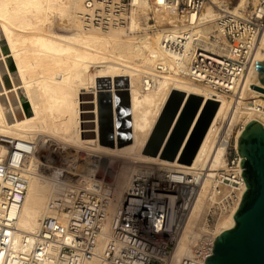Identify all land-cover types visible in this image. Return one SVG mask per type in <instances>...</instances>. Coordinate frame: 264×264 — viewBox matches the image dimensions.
<instances>
[{"label":"bare ground","instance_id":"1","mask_svg":"<svg viewBox=\"0 0 264 264\" xmlns=\"http://www.w3.org/2000/svg\"><path fill=\"white\" fill-rule=\"evenodd\" d=\"M224 1L210 0L189 16L167 6L159 8L146 0H134L126 27L104 31L84 26L80 16L82 0H0V156L6 152L9 140H31L37 149L25 165L27 184L21 203L17 208L0 210V219L14 216L8 247L0 249V264H15L20 256L28 254L31 234L36 233L41 219L63 215V205L83 197L78 188L90 184L101 195L102 183L94 178L100 160H116L112 187L103 194L109 219L116 213L132 174L144 167L141 164L194 175L203 169L171 264H179L183 257L191 255L190 245L198 236L215 238L221 230L234 225V208L221 213L210 226L205 220L214 201L213 177L226 163L225 150L215 139L223 122L228 132L232 125L241 123L243 128L238 129L237 139L248 121L261 119L264 108H248L247 100L255 97V102L264 106L263 92L249 85L232 103L229 97L217 94L218 105L189 164L143 152L171 90L182 91L185 98L191 94L204 96L202 105L210 95L208 89L175 69L173 58L160 46L162 31L167 29L174 34L187 30L190 37L197 33L206 35L218 14L213 4L220 6ZM246 1L239 0L234 8L244 6ZM149 14L159 25L152 31H148L146 22ZM55 23L66 32H56ZM140 29L144 31L141 34ZM262 59L264 32L254 56V60ZM156 63L167 71L156 73ZM257 73L253 67L246 75V83L261 86ZM3 75L11 88L6 86ZM146 77L154 81L147 88ZM106 91L111 96L110 112L101 102ZM9 93L14 94L12 98ZM109 117L113 125L110 146L106 144L109 131L100 126ZM127 133L131 141L118 145L117 135ZM55 156L66 166L49 174L43 169L53 166L51 159ZM38 162L44 163L42 172L35 167ZM73 165L79 167V172L70 170ZM245 188L243 183L239 195ZM50 252L54 254L56 247L52 246ZM89 264L99 263L93 260Z\"/></svg>","mask_w":264,"mask_h":264},{"label":"built area","instance_id":"2","mask_svg":"<svg viewBox=\"0 0 264 264\" xmlns=\"http://www.w3.org/2000/svg\"><path fill=\"white\" fill-rule=\"evenodd\" d=\"M146 1L151 6H167L189 16L195 15L210 2ZM238 3L239 0L234 3L228 0L227 3L221 2L220 6L213 4L218 14L206 35L197 33L190 37L187 30L172 34L166 29L159 38L161 48L173 58L175 69L191 82L208 89V99L211 100L217 101V94H224L232 103L237 101L247 86L257 85L247 84L246 75L255 67L254 56L260 46V35L264 32V0H257L251 6L245 3L242 7L234 8ZM82 6L80 16L84 26L107 31L126 27L134 0H82ZM146 22L148 31L159 26L151 14ZM142 31L140 29L138 33ZM154 71L165 73L167 69L161 63H156ZM153 83L152 77L144 79L145 88ZM247 103L248 108H264L255 102V97L248 98ZM262 120L264 114L257 120L264 125ZM239 128L243 126L237 122L228 132L223 122L216 135L215 143L224 148L226 163L221 172L213 177L214 201L205 218L208 226L221 213L233 208L236 210L244 191L242 189L239 195L244 183L236 149ZM6 144V152L0 156V210L17 208L21 203L27 184L25 165L37 152L31 140H9ZM42 164L38 162L35 165L38 172H42ZM142 166L132 174L112 218H108L107 199L97 194L90 184L80 187L78 189H81L83 197L75 198L70 205H63V215L55 214L41 219L38 230L31 234L28 254L20 256L15 264H89L93 260L99 264H171L173 249L195 201L203 169L194 175L168 171L158 165ZM60 167L46 165L43 170L51 174ZM70 170L79 172V167L73 165ZM99 172L102 171L98 169L94 178L100 180L104 188L108 184L99 177ZM100 174L103 176V172ZM13 220L14 216L0 219V249L8 247L9 232L13 227L10 222ZM213 240L209 235L198 236L192 243L191 255L183 257L179 264H202L203 258L211 254ZM52 246L56 247L54 254L50 252Z\"/></svg>","mask_w":264,"mask_h":264},{"label":"water","instance_id":"3","mask_svg":"<svg viewBox=\"0 0 264 264\" xmlns=\"http://www.w3.org/2000/svg\"><path fill=\"white\" fill-rule=\"evenodd\" d=\"M255 69L258 71L257 76L261 85L264 86V59L255 60ZM250 87L264 93L262 86L250 84ZM106 94L101 102L110 112L111 96L108 91ZM184 98L185 94L182 91L171 90L155 127L143 147L145 154L168 160L177 159L185 164L191 162L218 102L208 99L202 105L191 132L178 154L202 102L200 96L193 94L187 96L185 100ZM125 102L128 106L127 97ZM126 118L128 119V115ZM100 126L101 129L105 128L109 131L107 136L109 142L106 144L112 145L113 137L110 132L113 125L110 117ZM244 127L237 137L236 149L240 156V174L246 188L232 215L234 225L221 230L215 236L211 254L203 258L202 264H264V125L251 119ZM130 141V133L117 135L118 145Z\"/></svg>","mask_w":264,"mask_h":264},{"label":"rangeland","instance_id":"4","mask_svg":"<svg viewBox=\"0 0 264 264\" xmlns=\"http://www.w3.org/2000/svg\"><path fill=\"white\" fill-rule=\"evenodd\" d=\"M235 1H237V0H232V3H234ZM256 1L257 0H247L246 2L248 3V6H251V5H254L255 3H256ZM225 3H227L228 2V0H226V1H224ZM57 26V27H56ZM54 30L56 31V32H59V33H65L66 31L65 30H62V29H60V28H58V23H55V25H54ZM144 32V31H143ZM143 32H141V33H143ZM140 33V34H141ZM3 77H4V81H5V84H6V86L8 87V88H11V83L9 82V80H8V78H7V76L6 75H3ZM9 95H10V97L12 98V96L14 95L13 93H9ZM87 96H89L90 97V95H88L87 94ZM92 118V117H91ZM54 158V159H53ZM52 165H56V166H66V165H64L61 161H60V159L58 158V156H55V157H52ZM105 161V160H104ZM103 160H100V163H99V165H100V167L98 166V169L100 170V171H102L103 172V176H101V174L100 173H102V172H99V177H101L102 179H103V181L106 183V184H108V186H106V187H102L101 189H100V194L104 197V195H105V190L106 189H108L109 190V188H111L112 187V182H113V179H114V176H115V174H116V160H113V158L111 159V160H109V162H107V161H105L104 162ZM63 164V165H62ZM143 164H146V163H143ZM143 164H141V165H143ZM114 165V166H113ZM164 168H165V166H163ZM210 172H214V170H212V171H210ZM45 174V173H44ZM45 175H47V174H45ZM51 177V176H50ZM52 178V177H51ZM103 186V185H102ZM104 194V195H103ZM109 194V196L111 197L112 195H110V193H108ZM105 198V197H104ZM190 246H192V243H191V245Z\"/></svg>","mask_w":264,"mask_h":264},{"label":"crops","instance_id":"5","mask_svg":"<svg viewBox=\"0 0 264 264\" xmlns=\"http://www.w3.org/2000/svg\"><path fill=\"white\" fill-rule=\"evenodd\" d=\"M172 126H173V124H172ZM172 126H171V127H172ZM151 132H152V131H151ZM150 134H151V133H150ZM149 136H150V135H149ZM149 136L147 137V139L149 138ZM167 136H168V135H167Z\"/></svg>","mask_w":264,"mask_h":264}]
</instances>
